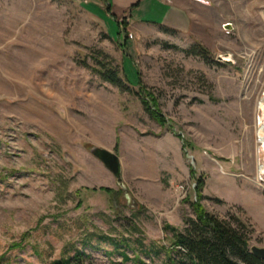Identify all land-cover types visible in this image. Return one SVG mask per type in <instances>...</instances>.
Returning <instances> with one entry per match:
<instances>
[{
  "label": "rangeland",
  "instance_id": "374dc122",
  "mask_svg": "<svg viewBox=\"0 0 264 264\" xmlns=\"http://www.w3.org/2000/svg\"><path fill=\"white\" fill-rule=\"evenodd\" d=\"M189 1L197 38L119 27L103 0H0V264H163L193 202L264 247V0ZM97 52L133 92L91 70Z\"/></svg>",
  "mask_w": 264,
  "mask_h": 264
},
{
  "label": "trees",
  "instance_id": "16d2710c",
  "mask_svg": "<svg viewBox=\"0 0 264 264\" xmlns=\"http://www.w3.org/2000/svg\"><path fill=\"white\" fill-rule=\"evenodd\" d=\"M109 9L107 6V13ZM114 21L119 27L126 26L124 19L121 21L114 19ZM161 29L174 32L162 26ZM186 52L200 55L203 58L208 54V51L198 43ZM92 61L94 66L91 70L98 75L101 81L114 86L121 92H133L126 75L120 74L118 66L114 65L110 58L97 52ZM136 94L139 95L138 92ZM142 104L149 114L157 120L160 118L155 109L151 110L143 98ZM199 182L198 199L201 197L199 189L202 185V182ZM99 190L106 193L112 192L111 189L105 187H100ZM191 207L195 218L185 221L183 232L171 230L173 239L171 247L165 249L166 258L163 264H264L263 260L250 252L248 245L250 231L240 219L231 217L230 220H226L217 217L207 212L197 202H193ZM168 227L165 226V230L169 229ZM114 246H119V244L114 242ZM84 257L83 252L77 250L72 256L60 258L51 264H81ZM124 258L128 260L126 255Z\"/></svg>",
  "mask_w": 264,
  "mask_h": 264
},
{
  "label": "crops",
  "instance_id": "0c3cea01",
  "mask_svg": "<svg viewBox=\"0 0 264 264\" xmlns=\"http://www.w3.org/2000/svg\"><path fill=\"white\" fill-rule=\"evenodd\" d=\"M106 7L109 6L110 19L121 21L125 19L128 28L142 27L144 25L162 26L183 37L197 38L199 22L204 24L202 3L189 0H103ZM195 4V5H191ZM201 5V6H200ZM208 10L214 9L211 6L205 7ZM114 18V19H113ZM122 162V160L120 161ZM122 171L124 165L121 163ZM131 177V176H130ZM132 181L136 182V178Z\"/></svg>",
  "mask_w": 264,
  "mask_h": 264
},
{
  "label": "water",
  "instance_id": "95a60500",
  "mask_svg": "<svg viewBox=\"0 0 264 264\" xmlns=\"http://www.w3.org/2000/svg\"><path fill=\"white\" fill-rule=\"evenodd\" d=\"M90 153L111 173V175L115 178L117 185L124 188L121 176V164L118 156L115 153L100 147L91 148ZM125 194L127 199L130 201V195L127 190H125ZM131 206H135V204H131ZM250 252L258 259L264 261V247L252 246L250 247Z\"/></svg>",
  "mask_w": 264,
  "mask_h": 264
},
{
  "label": "bare ground",
  "instance_id": "6f19581e",
  "mask_svg": "<svg viewBox=\"0 0 264 264\" xmlns=\"http://www.w3.org/2000/svg\"><path fill=\"white\" fill-rule=\"evenodd\" d=\"M258 111L264 115V100L263 103L261 102L258 106ZM261 123V122H260ZM257 138L259 139V141L263 144V151H264V122L262 124L259 125V128H257ZM261 171H263L262 168H260L258 170L259 173H261Z\"/></svg>",
  "mask_w": 264,
  "mask_h": 264
}]
</instances>
